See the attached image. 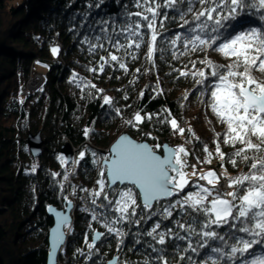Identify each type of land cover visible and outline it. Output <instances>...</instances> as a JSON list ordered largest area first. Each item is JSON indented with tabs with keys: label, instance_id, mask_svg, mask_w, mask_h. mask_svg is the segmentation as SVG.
<instances>
[{
	"label": "snow or ice",
	"instance_id": "6c2138e0",
	"mask_svg": "<svg viewBox=\"0 0 264 264\" xmlns=\"http://www.w3.org/2000/svg\"><path fill=\"white\" fill-rule=\"evenodd\" d=\"M104 3L105 0H96L87 7L100 9ZM121 8L122 12L99 17L89 25L91 35L83 38L87 51L97 54L102 50L106 55L99 57L98 67L88 71L103 73L107 66L127 75L125 58L137 60L138 51L144 48V59L152 65L145 70L147 74L156 68L157 54L179 60L210 49L228 63L203 58L198 62L206 68H197V61L191 60V69L187 64L183 68L172 67L168 75L175 72L177 78L191 76L197 99L224 131L214 133L215 147L210 149L191 127H181L170 109L152 113L141 107L124 120L146 140H157L151 131L143 132L146 122L169 127L180 136L187 131L189 138L176 146L159 142L150 145L125 134L109 155L92 161L99 168L97 187L91 191L81 189L89 192L92 206L83 210L90 212L91 220L105 231L89 224L91 240L88 233L84 236L87 252L78 248L76 253L91 260L99 253L97 244L111 239H115L120 252L130 237L128 250L142 256L135 264H264V28L245 27L243 21V16L252 10L260 12V19L264 20V0H126ZM88 15L85 14L86 20ZM166 21L177 22L182 31L166 34ZM59 52V47L51 48L53 56ZM135 71L139 73L141 69ZM134 83L135 78L129 81ZM81 84L99 93L104 91L91 82L81 81L77 87ZM143 96L141 91L139 98ZM123 99L128 100V95ZM183 99L187 100L188 95ZM102 100L101 107L109 106L110 112L122 117L123 110L116 107L112 97L104 95ZM89 132L85 129L84 135L87 137ZM193 138L205 154L203 158L185 146L193 143ZM221 144L230 147L231 153L224 152ZM92 156L97 154L93 152ZM190 156H195L196 163H189ZM79 157L84 159L85 152L81 151ZM214 157L220 159L221 168L227 160L233 168L244 164L247 171L231 176L227 169L220 175L213 169L198 170V164H211ZM60 159L63 164V157ZM32 171H36L35 166ZM59 175L52 173L54 177ZM68 178L65 173L63 179ZM64 188L60 184V189ZM75 191L73 188V194ZM68 203L71 205V201ZM57 216L59 244L65 235L59 225L68 224V218L61 213ZM107 264L133 262L116 257Z\"/></svg>",
	"mask_w": 264,
	"mask_h": 264
},
{
	"label": "trees",
	"instance_id": "16d2710c",
	"mask_svg": "<svg viewBox=\"0 0 264 264\" xmlns=\"http://www.w3.org/2000/svg\"><path fill=\"white\" fill-rule=\"evenodd\" d=\"M125 2L105 0L101 8L96 9L87 7L95 4L96 0H0V264H48L49 231L53 226L47 214L48 208L63 209L68 201L75 205L74 221L67 227L68 238L58 264H107L115 257L135 264L142 256L135 250H128L130 237L120 252H117L115 239H111L97 244L99 253L91 260L86 261L76 253L78 248L87 252L84 236L88 233L91 240L89 224L94 229L105 231L91 220L90 212L83 210L87 208V202L84 198L86 192L81 189H88L97 180L99 172L92 161L109 155L111 145L125 132L150 145L159 142L176 146L189 138L187 131L180 136L169 127L146 122L142 125L143 132L151 131L157 137L156 141L146 140L142 133L124 123L141 107L152 113L170 109L181 127L186 130L191 127L210 149L215 147L212 143L214 133L224 131V127L197 99L198 92L193 90L191 76L177 78L178 73L175 72L168 75L172 67L183 68L187 64L191 69V60L197 61V68H206L198 62L203 58L215 63H228L210 49L191 53L179 60H172L167 54L161 58L157 54L156 68L147 74L145 70L151 69L152 65L144 59V48L138 51L137 60L125 58L127 75L123 70L107 66L103 73L88 71L98 67L99 57L106 55L102 50L97 54L87 51L88 45L83 43V38L91 35L89 25L99 17L122 12L121 4ZM86 13H90L87 20ZM243 21L245 27L264 28V20L260 19L258 11L252 10L244 15ZM165 26L168 29L166 34L182 31L175 21H166ZM52 47H59V54L53 56ZM35 59L47 69L46 82L28 97L24 90ZM137 68L141 69L139 73L135 71ZM74 74L76 82H73ZM134 78L135 83L129 84ZM81 81L91 82L104 91L99 93L96 89L83 87V84L77 87ZM141 91L144 92L143 98H139ZM159 91L163 94H158ZM125 94L128 100L123 99ZM104 95L114 99L116 107L123 110L122 117L110 112L109 106L101 107ZM185 95H188L187 100L183 99ZM85 129L90 130L87 137ZM37 133H41L45 147L41 156L34 158L27 139L30 134ZM66 144L77 149L76 157L70 163L62 154ZM191 144L195 156L203 158L205 154L194 138ZM185 146L188 148L189 144ZM221 148L228 154L232 151L223 144ZM81 151L85 152L82 160L79 157ZM93 152L96 157L92 156ZM195 156L190 158L196 163ZM61 157L65 161L63 164ZM76 160H79L78 164L74 163ZM223 163L231 176L247 171L244 164L233 168L227 160ZM220 165L221 161L218 162ZM33 166L35 172L32 171ZM52 173L60 175L54 177ZM65 173L69 175L67 181L63 179ZM224 182L221 181L222 184ZM60 184L65 185L63 190ZM73 188L76 189L75 194ZM136 247L140 248L139 245ZM179 264L185 262L180 261Z\"/></svg>",
	"mask_w": 264,
	"mask_h": 264
},
{
	"label": "water",
	"instance_id": "95a60500",
	"mask_svg": "<svg viewBox=\"0 0 264 264\" xmlns=\"http://www.w3.org/2000/svg\"><path fill=\"white\" fill-rule=\"evenodd\" d=\"M125 134L128 135L131 139L136 140L138 142H147V141L137 140V139L133 138L127 132L122 133L120 136L125 135ZM120 136H118V138L114 141V143L111 145L110 149L117 142V140L120 138ZM27 143H28V146H29V149H30L32 156L34 158L40 157L42 154V151L45 147L44 146V140H43L41 133L30 134L28 136ZM110 149H109V154H110ZM62 154L66 157L68 163L72 162L73 152L71 150L70 144H66L63 146ZM50 209H51V211H50ZM74 209H75V207H74V204L72 202H71V205H69V203L67 202L65 205V208H63V209H59L55 206H50L48 208V212H47L48 217H50L53 221V226L49 231L48 264H58V258L60 256V252L63 249V247L65 246V243H66L67 238H68V232H66V228L68 226L72 225L73 221H74V218H73ZM57 213H61L68 218V224L59 225V230L65 234L62 243H59V244L57 243V239H56V231L58 228V221H59V217L57 216ZM115 258H113L111 260H114Z\"/></svg>",
	"mask_w": 264,
	"mask_h": 264
},
{
	"label": "rangeland",
	"instance_id": "374dc122",
	"mask_svg": "<svg viewBox=\"0 0 264 264\" xmlns=\"http://www.w3.org/2000/svg\"><path fill=\"white\" fill-rule=\"evenodd\" d=\"M12 2L9 3V5L11 6ZM57 59V58H55ZM36 62V59L33 61L32 65L30 66V78L27 82V86L25 88V92L28 91V87H29V83L31 81H33L34 79H36L37 77L39 78V76H45L46 72H47V69L45 68V66L41 65V63H35ZM36 91H32V93H34ZM26 95V94H25ZM192 144H189V147L191 148ZM193 147V146H192ZM71 150L73 152V159H75L76 157V153H77V149L74 148L72 145H71ZM78 155V154H77ZM72 159V161H73ZM220 161V159L218 157H214L213 160H212V163L211 164H207V166H202V164H198L197 165V168L199 171H202V172H206L207 170L209 169H213L217 172L218 175H220L221 173H223V171L225 170V167L221 168L220 166H218V162ZM195 163V162H194ZM204 165V164H203ZM187 171L190 173L192 170L190 168L187 169ZM96 179H98V177H96ZM190 179H195V177H190ZM200 183H204L203 181H201ZM72 202V201H71ZM73 203V202H72ZM74 204V203H73ZM75 207V205H74ZM65 208V207H64ZM68 228H66V232H68Z\"/></svg>",
	"mask_w": 264,
	"mask_h": 264
},
{
	"label": "built area",
	"instance_id": "2783aa9c",
	"mask_svg": "<svg viewBox=\"0 0 264 264\" xmlns=\"http://www.w3.org/2000/svg\"><path fill=\"white\" fill-rule=\"evenodd\" d=\"M36 64L38 63L39 64V61L38 60H36V62H35ZM38 78V77H37ZM39 78H41V79H43L44 80V76H39ZM43 85L41 84V86H36L35 88H34V86L33 87H31L30 86V83H29V89H28V91H26L25 92V94H26V96H28V94H29V91H38L41 87H42ZM190 150L191 149H193V147L191 146V148L190 147H188ZM189 159V163L190 164H193L194 163V161L189 157L188 158ZM191 169V168H190ZM96 181V180H95ZM95 181L92 183V185L88 188V190L89 191H91V190H93L94 188H96L97 186H96V184H95ZM224 185H225V188L227 187V185H226V182H224ZM85 202H87L86 203V205H87V208L88 209H90L92 206H91V204H90V197H89V192H86L85 193ZM99 224V223H98ZM99 225H101V224H99Z\"/></svg>",
	"mask_w": 264,
	"mask_h": 264
},
{
	"label": "bare ground",
	"instance_id": "6f19581e",
	"mask_svg": "<svg viewBox=\"0 0 264 264\" xmlns=\"http://www.w3.org/2000/svg\"><path fill=\"white\" fill-rule=\"evenodd\" d=\"M44 77H45V76H44ZM45 82H46V77L44 78V80L41 79V78H36V79H34L33 81L30 82V86H31V87L34 86V88H35L36 86H41V84L44 85ZM28 89H29V88H28ZM24 92H25V91H24ZM30 94H32L31 91H29L28 97L30 96Z\"/></svg>",
	"mask_w": 264,
	"mask_h": 264
}]
</instances>
